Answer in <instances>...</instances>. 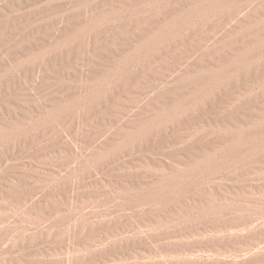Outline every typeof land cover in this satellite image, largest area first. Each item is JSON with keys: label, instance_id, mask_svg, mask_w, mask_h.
<instances>
[{"label": "bare ground", "instance_id": "6f19581e", "mask_svg": "<svg viewBox=\"0 0 264 264\" xmlns=\"http://www.w3.org/2000/svg\"><path fill=\"white\" fill-rule=\"evenodd\" d=\"M92 52L105 67L86 64ZM73 78L76 88H66ZM20 110L26 126L49 115L40 154L75 158L43 165L63 177L49 198L69 210L86 199L120 203L100 220L45 234L69 252L79 232L91 246L102 229L126 232V248L143 238L136 246L149 251L159 234L178 233L192 238L181 264H264V0H0V195L39 216L43 201L57 209L37 196L42 188L14 191L15 179L38 174L18 164L1 181L22 149ZM69 125L76 135L63 132ZM79 135L92 151L72 143ZM81 182L100 190L80 193Z\"/></svg>", "mask_w": 264, "mask_h": 264}, {"label": "rangeland", "instance_id": "374dc122", "mask_svg": "<svg viewBox=\"0 0 264 264\" xmlns=\"http://www.w3.org/2000/svg\"><path fill=\"white\" fill-rule=\"evenodd\" d=\"M157 1L166 4L169 0H155V2ZM116 11L119 12L118 10ZM182 14L183 13H179L181 17L184 16V14L183 16ZM115 50L117 49L110 50L108 53L111 55ZM91 57L94 58V60L86 61V64L91 68L105 67L104 64L108 62L105 60L106 57L103 56V54L92 52ZM74 81V78L72 80H65V87L72 89L76 88L75 86L77 84ZM52 101L53 100H48V103H52ZM29 102L33 107L37 103L33 101L32 98ZM50 110H52L51 107L48 111ZM22 113L21 110L17 112L20 118L18 122L21 126H19L18 132L15 135L17 140L19 138L23 141L22 149L16 150V157L12 162L13 165L3 164L1 181L3 183L9 182L8 174H15L14 170L17 168L16 166H18V164L20 168L26 167L31 173L38 174L39 176H32L30 180L24 178L15 179L14 191H17L18 194L22 193L27 195L35 189L42 188V191L37 196L47 197L52 203H56L55 206L57 209H54L55 207L51 206L50 202L46 203L43 201L34 208V211L39 213V216H32L30 215L31 213H29L30 211L25 209L24 205L18 201L17 198L11 196V198H8L5 193L0 195V264H64L67 259L72 261V263L69 264H81L82 262L84 264H93L92 261L97 260L98 257H111L117 261L125 257H146L147 259L140 258L138 262H135L133 259L124 260V264H156L157 262H164L165 264L182 263L180 261L178 262L183 254L181 248L191 245L190 241L192 238H186L178 233L177 235H165V237L159 234L162 238H158L156 241L149 244L152 249L151 251L146 248L140 249L139 246H136V244L139 245L144 241L143 238H132L130 240L131 246L126 248L125 242L130 238L129 234L122 231H116L111 234L108 231L102 232L105 230L102 229L100 234L96 235L97 239L101 241V244L97 242L94 246L88 244V242L92 240L88 239L87 233H76L75 240L81 241V243L76 244V249L70 250V252L62 246L57 239L45 235L47 233L52 234V232L66 233L74 223L78 224V221H81L83 217L84 219H92V217L95 216L100 220L101 216H105L107 212H110L109 214L114 213V209H116L120 203H118V200H111L103 197L100 199H91L93 201L86 199L83 208H80V206L69 210L70 206L66 201L49 198L50 190L54 189L52 184L53 181H59V179L63 180V177L51 170L44 169L43 165L47 162L53 163L54 165L65 163L75 158L70 152H65L55 159L40 154V151L50 144L49 141H41L39 136V130H42L48 124L46 119L49 115L47 116V112V114L45 112L43 114H33L34 116L29 118L30 120L27 118L30 122L26 126L21 122V120L26 119L25 115ZM63 132H65V134H77L71 125L65 128ZM31 134H36L38 136L35 145L32 144L30 140L24 142V139L28 137V139H30L29 135ZM82 137V135H79V139L73 140L72 143L80 149L92 151L93 147L90 142ZM3 144H7V142ZM22 161H25V163H20ZM67 176H69V174ZM59 183H61V181H59ZM61 187L63 188L64 186L61 185ZM111 188L112 187L109 185L106 187L107 190H112ZM98 190H100V188L91 183L81 182L78 186V192L80 193L85 191L96 192ZM9 217L22 218L24 221L22 223H8L6 219ZM95 228H97L96 224L93 226V229ZM169 230L179 231V229L172 228ZM162 231L163 230L159 233H162ZM41 232L44 233L42 235L43 237L41 236ZM132 243L135 245H132ZM177 247L179 248L177 249ZM130 248L134 249L128 250ZM107 253H109V255H107ZM132 253L134 255H132Z\"/></svg>", "mask_w": 264, "mask_h": 264}]
</instances>
